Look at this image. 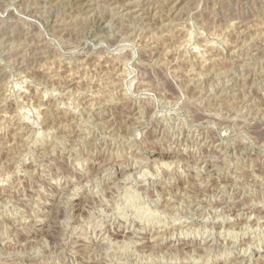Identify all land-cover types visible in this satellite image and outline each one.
I'll list each match as a JSON object with an SVG mask.
<instances>
[{
    "label": "rangeland",
    "instance_id": "374dc122",
    "mask_svg": "<svg viewBox=\"0 0 264 264\" xmlns=\"http://www.w3.org/2000/svg\"><path fill=\"white\" fill-rule=\"evenodd\" d=\"M0 264H264V0H0Z\"/></svg>",
    "mask_w": 264,
    "mask_h": 264
},
{
    "label": "bare ground",
    "instance_id": "6f19581e",
    "mask_svg": "<svg viewBox=\"0 0 264 264\" xmlns=\"http://www.w3.org/2000/svg\"><path fill=\"white\" fill-rule=\"evenodd\" d=\"M114 165V164H113ZM147 209V208H146ZM179 235V234H178ZM227 235V234H226ZM104 249V248H103ZM259 252V251H258Z\"/></svg>",
    "mask_w": 264,
    "mask_h": 264
}]
</instances>
